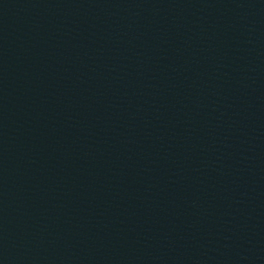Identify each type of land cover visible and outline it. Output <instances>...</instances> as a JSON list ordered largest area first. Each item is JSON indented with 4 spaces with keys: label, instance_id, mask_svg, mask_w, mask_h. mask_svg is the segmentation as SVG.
I'll return each instance as SVG.
<instances>
[{
    "label": "water",
    "instance_id": "water-1",
    "mask_svg": "<svg viewBox=\"0 0 264 264\" xmlns=\"http://www.w3.org/2000/svg\"><path fill=\"white\" fill-rule=\"evenodd\" d=\"M0 264H264V0H0Z\"/></svg>",
    "mask_w": 264,
    "mask_h": 264
}]
</instances>
